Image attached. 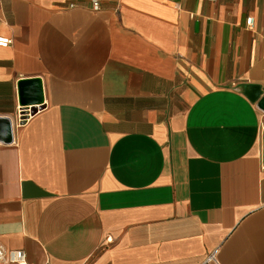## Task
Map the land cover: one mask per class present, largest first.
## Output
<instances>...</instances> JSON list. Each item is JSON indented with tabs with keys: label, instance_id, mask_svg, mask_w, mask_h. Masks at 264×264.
I'll list each match as a JSON object with an SVG mask.
<instances>
[{
	"label": "crops",
	"instance_id": "0c3cea01",
	"mask_svg": "<svg viewBox=\"0 0 264 264\" xmlns=\"http://www.w3.org/2000/svg\"><path fill=\"white\" fill-rule=\"evenodd\" d=\"M94 1L0 0V243L31 264H264V0Z\"/></svg>",
	"mask_w": 264,
	"mask_h": 264
},
{
	"label": "water",
	"instance_id": "95a60500",
	"mask_svg": "<svg viewBox=\"0 0 264 264\" xmlns=\"http://www.w3.org/2000/svg\"><path fill=\"white\" fill-rule=\"evenodd\" d=\"M20 102L23 107H30L32 115H35L39 108L44 107V95L42 83L33 81L20 84ZM34 96L33 98L28 97ZM260 107H264V99L261 101ZM12 128L9 121L0 120V142L12 143Z\"/></svg>",
	"mask_w": 264,
	"mask_h": 264
},
{
	"label": "built area",
	"instance_id": "2783aa9c",
	"mask_svg": "<svg viewBox=\"0 0 264 264\" xmlns=\"http://www.w3.org/2000/svg\"><path fill=\"white\" fill-rule=\"evenodd\" d=\"M93 9L100 10L99 1L93 2ZM248 24H253V19H248ZM13 44V40L0 36V47L7 48ZM20 122L26 123L32 116L29 108H20L19 111ZM0 264H31L28 261L27 253L24 250H8L2 243H0Z\"/></svg>",
	"mask_w": 264,
	"mask_h": 264
}]
</instances>
